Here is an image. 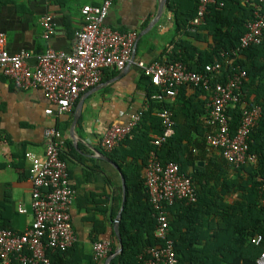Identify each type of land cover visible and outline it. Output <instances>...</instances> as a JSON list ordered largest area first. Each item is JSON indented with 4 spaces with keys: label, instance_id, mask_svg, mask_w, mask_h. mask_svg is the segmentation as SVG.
Wrapping results in <instances>:
<instances>
[{
    "label": "built area",
    "instance_id": "2783aa9c",
    "mask_svg": "<svg viewBox=\"0 0 264 264\" xmlns=\"http://www.w3.org/2000/svg\"><path fill=\"white\" fill-rule=\"evenodd\" d=\"M246 5L250 0H241ZM215 0H199L196 17L190 22L188 32L196 33L205 24L209 7ZM114 0H99L96 6L86 5L81 13L84 19L82 30L76 33L73 52L66 53L48 48L37 56L36 64H28L30 53L11 54L7 38L0 33V72L8 77L15 88L22 91L41 89L46 99L56 110L46 113L59 115L71 112L81 94L99 85L106 70L123 71L134 63V53L138 40L135 31L122 33L106 25V19ZM43 38L49 42L55 34L53 18L45 15L40 19ZM264 37V0L255 6L254 19L247 25V32L241 38L231 59L208 64L204 72L190 71L180 61L173 63L138 62L137 66L152 84L159 88L152 97L162 101L168 97L174 104L181 87L202 86L209 94L207 125L214 131L206 134L208 151L216 150L235 168L255 165L257 158L249 155V136L258 125L263 109L250 106L243 100L242 87L247 81V72L240 66H234L236 59L244 50L258 46ZM232 67V74L226 69ZM214 79H218L215 82ZM241 105L243 115L240 127L232 134L228 111ZM149 108L146 100L144 107L131 116L126 125H113L106 132L102 147L108 154L118 149L126 138L141 122L144 112ZM158 116L163 123V132L154 136L152 145L160 148L176 134V122L172 110H162ZM46 152L44 158L27 153L31 162L33 222L25 233L10 229H0V264H51L49 250L66 251L77 242L71 219V209L75 200L71 184L69 166L62 158L65 149L63 134L55 128L45 131ZM145 187L150 203L156 211L157 229L155 236L162 244L147 250V259L140 264H179L174 242L170 238L169 216L165 206H173L178 201L195 203L197 191L192 180L182 174L174 163L162 164L154 150L150 153L143 173ZM264 205V185L261 189ZM20 213L27 210L19 208ZM251 242L259 246L262 236ZM113 240H100L93 244L95 260L100 262L110 256ZM257 264H264V253Z\"/></svg>",
    "mask_w": 264,
    "mask_h": 264
},
{
    "label": "crops",
    "instance_id": "0c3cea01",
    "mask_svg": "<svg viewBox=\"0 0 264 264\" xmlns=\"http://www.w3.org/2000/svg\"><path fill=\"white\" fill-rule=\"evenodd\" d=\"M98 4L99 0H0V33L6 36L11 54L30 53L28 64L33 67L37 56L48 48L73 52L76 33L84 26L82 8ZM167 4L168 0H114L106 25L122 33H138L134 63L120 72L106 70L101 83L81 94L69 113L48 115V109L56 108L41 89L18 90L0 72V225L17 233L31 227V162L26 154L44 158L45 131L55 128L64 137L63 154L75 193L71 219L76 244L85 254H92L94 241L113 240V245L117 242L115 252L118 250L115 224L123 205L124 174L101 143L111 126L128 124L146 103L144 73L137 63L165 61L167 49L178 38L202 51L212 44L206 32L199 31L202 34L196 39L177 36ZM45 15L53 18L55 27L49 42L43 38L40 23ZM209 99V94L198 95L194 86H185L184 97L175 101L176 125L193 123L195 141L204 139ZM209 157L221 156L211 150ZM20 207L27 212L20 213Z\"/></svg>",
    "mask_w": 264,
    "mask_h": 264
},
{
    "label": "trees",
    "instance_id": "16d2710c",
    "mask_svg": "<svg viewBox=\"0 0 264 264\" xmlns=\"http://www.w3.org/2000/svg\"><path fill=\"white\" fill-rule=\"evenodd\" d=\"M215 1L209 7L205 24L199 28L211 37L209 48L202 51L185 39L178 38L167 49L163 62L180 61L190 71L202 73L206 65L232 58V53L247 32V25L254 19L259 0H250L246 5L241 0ZM198 4L199 0H168L167 8L174 15L177 36L195 39L201 36L199 31L188 33ZM234 66H240L247 72V81L242 87L243 100L252 107L261 106L263 109L248 142V153L257 158V163L239 168L230 165L221 155L209 157L206 134L214 130L207 125V116L202 135L204 139L193 140V134L197 132L193 123L177 124L175 136L160 148H155L151 143L152 136L163 132L158 114L169 109L176 115L175 105L177 99L184 97L185 86L181 87L174 104L168 97L162 101L155 100L152 96L158 93L159 88L143 74L149 108L131 135L109 154L122 169L127 187V202L120 223L123 252L110 264H140L142 259L148 258L149 248L162 244L155 236L156 211L150 203L143 179L150 153L154 150L162 164L178 165L180 172L192 180L197 191L195 203L178 201L173 206H165L170 238L174 242L179 264H257L264 253V205L261 195L264 185V37L260 45L244 50ZM226 73L232 74V67H228ZM214 81L218 82V79ZM194 87L198 95H208L202 86ZM242 115L241 105L228 111L233 135L240 127ZM62 158L66 159L64 154ZM201 163L204 165L201 166ZM228 199H233V202ZM0 229L10 228L1 224ZM257 236L263 237L259 246L251 242ZM116 248L117 242L113 245L111 256ZM47 255L51 264H99L94 253L85 254L78 244L66 251L51 249Z\"/></svg>",
    "mask_w": 264,
    "mask_h": 264
},
{
    "label": "water",
    "instance_id": "95a60500",
    "mask_svg": "<svg viewBox=\"0 0 264 264\" xmlns=\"http://www.w3.org/2000/svg\"><path fill=\"white\" fill-rule=\"evenodd\" d=\"M134 59H135V53H134ZM108 162L112 163L110 160H108ZM122 179H123V189H124L123 205H122L121 212H120V214H119V216L117 218L116 224H115V233H116V236H117V239H118L119 248L112 256H110L106 260L105 264H110L115 257H117L118 255H120L123 252V242H122V236H121V233H120V223H121L122 214H123V211H124L125 205H126V182H125L124 177H122Z\"/></svg>",
    "mask_w": 264,
    "mask_h": 264
}]
</instances>
